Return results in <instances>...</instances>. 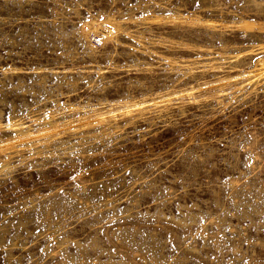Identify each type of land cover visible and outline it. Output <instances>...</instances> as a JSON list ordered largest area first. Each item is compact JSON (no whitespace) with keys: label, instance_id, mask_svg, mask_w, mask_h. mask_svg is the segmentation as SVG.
<instances>
[{"label":"rangeland","instance_id":"rangeland-1","mask_svg":"<svg viewBox=\"0 0 264 264\" xmlns=\"http://www.w3.org/2000/svg\"><path fill=\"white\" fill-rule=\"evenodd\" d=\"M0 264H264V0H0Z\"/></svg>","mask_w":264,"mask_h":264},{"label":"bare ground","instance_id":"bare-ground-1","mask_svg":"<svg viewBox=\"0 0 264 264\" xmlns=\"http://www.w3.org/2000/svg\"><path fill=\"white\" fill-rule=\"evenodd\" d=\"M134 104V103H133ZM137 106V105H136ZM145 108V107H144ZM143 108V109H144ZM139 109H141V108H139ZM124 110V109H123ZM130 112H132V109L131 110H126L125 111V113H130ZM109 114L108 113H102V114H100L97 118H98V120L97 121H99V122H104V121H106L109 117H112V116H108ZM84 125H88V124H90V121L91 120H89V119H84ZM91 122H93V121H91ZM49 124H50V126L53 128V126L55 125L54 124V122H52V121H49ZM18 125H13V127L16 129V130H18V131H20V133L18 134V138H15V139H13V140H11V143L12 144H14L15 146H17V143H19V142H23V141H29V140H32V139H34V138H36L37 136H39V135H41V134H46V133H48V132H50V131H52V128L51 129H45V130H43V131H39V132H31L30 130L29 131H24L23 130V128H19V127H17ZM13 129V128H12ZM55 129V128H54ZM53 129V130H54ZM6 146V145H5Z\"/></svg>","mask_w":264,"mask_h":264}]
</instances>
